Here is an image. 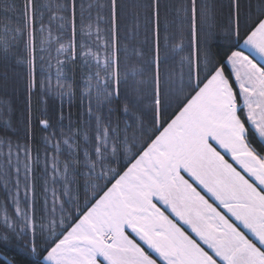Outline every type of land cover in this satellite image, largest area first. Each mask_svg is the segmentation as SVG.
Here are the masks:
<instances>
[{"label":"snow or ice","instance_id":"obj_1","mask_svg":"<svg viewBox=\"0 0 264 264\" xmlns=\"http://www.w3.org/2000/svg\"><path fill=\"white\" fill-rule=\"evenodd\" d=\"M234 3L238 9V0ZM0 8L5 13L0 64L13 70L27 66L29 95L71 98L73 84L63 69L82 62L84 127L91 131L89 136L71 123L65 131L54 126L53 116L39 121L49 132L44 142L51 145L45 173L50 167L49 179L61 183L67 199H59L53 188L50 205L46 200L37 212L31 173L39 150L33 157L29 144L21 143V131L30 138V117L22 130L8 102L0 101V245L16 244L44 264H264V147L258 151L253 143L256 137L257 144L264 141V14L246 21L241 34L237 10L227 29L231 46L219 56L212 46L213 9L188 0L182 8L190 24V47L182 61L187 78L174 88L178 113L161 129L158 11L149 62L121 43L128 37L119 34L117 0H107V9L101 0H90L87 9L80 0H21L19 7L17 0H0ZM198 21L204 24L202 36ZM240 41L248 55L232 50ZM38 60L42 80L36 75ZM53 60L54 82L44 71ZM153 65L151 124L158 134H149L138 115L146 89L125 92L119 110L130 123L114 118L113 107L120 103L121 84L149 83L142 78ZM63 119L62 113L56 117ZM137 130L141 138L148 136L138 149ZM128 154L123 170L113 167ZM77 176L84 190L73 194Z\"/></svg>","mask_w":264,"mask_h":264},{"label":"trees","instance_id":"obj_2","mask_svg":"<svg viewBox=\"0 0 264 264\" xmlns=\"http://www.w3.org/2000/svg\"><path fill=\"white\" fill-rule=\"evenodd\" d=\"M83 3L85 9L90 0H80ZM95 2V0H92ZM105 4L107 9V0H101ZM207 4L213 9L214 20L213 28L215 31V38L212 41L213 51L218 53L219 56H223L224 53L231 46L228 36V26L232 22L230 17H235L238 10V18L241 25V34H243L245 22H251L264 14V0H238V9L234 0H197L198 7L201 4ZM21 4V0H17V7ZM188 5V0H117V24L119 26V34L121 37H128V40L121 41L122 44H127L129 49L135 48L137 52L144 54V60L151 62L154 56V12L158 11V25H159V77H160V99H161V117L160 126H166L167 122H170L172 118L178 113L179 108L173 99L174 88L181 82V79L187 78L188 67L182 63L184 57L188 55L190 47V24L186 13L182 10L183 7ZM105 9V10H106ZM5 15L3 9L0 8V18ZM9 17L13 16V13L6 14ZM0 31H2V25H0ZM204 24L202 21H198V32L203 35ZM235 43V41H232ZM243 41L239 42V47L232 50H242L241 45ZM51 55H56L54 47L51 51ZM133 63L136 61L135 54L133 53ZM202 63V60H201ZM7 71V79L5 78V72ZM44 71L50 73L53 82L56 78V66L55 60H53V67L48 69L44 66ZM63 71L70 78L69 82L73 84L74 95L71 98L65 96L62 99L55 95L44 96L42 93H32L29 95L27 88V66H18L15 70L9 68L5 69L3 64H0V101L6 100L12 110L13 120L19 122V126L23 130L25 121L30 117V123L27 125L30 130V138H23V131H21V143L29 144L32 155H37L39 150L40 161L38 164H33V172L31 173V180L35 187V200L36 210L40 212L45 206V201L51 203L52 195L51 191L54 188L57 196L61 200H66L67 197L63 195L61 183L52 184L49 177L51 176V168L49 167L47 174L45 173L44 156L45 152L51 155V145H46L44 138L49 136V132L44 130L39 123L40 120L47 118V116H53V124L56 127L63 126L67 131L69 123L75 127H80L85 131H88L89 136L91 131L84 127V113H85V99L82 95L83 82L82 78L87 71L82 65L80 60H77L74 65L65 67ZM155 66L153 65L147 73L146 77L142 79H149V83L144 85H136L131 81L129 84H121L120 86V103L114 105L117 110L115 117L118 118L123 124L126 120L130 123L131 118L123 114L119 109L124 102L125 92L134 94V89L142 87L146 89L142 92L140 99L143 104V113H138L142 116L143 123L147 128L149 134L155 132L152 127V108H153V88L151 83V77L154 75ZM230 71V69H228ZM37 79H43V72L41 71L39 60L37 61ZM201 79H203V72H201ZM10 86L11 90L6 93V88ZM190 90H186L187 92ZM194 94V93H192ZM183 99V97H181ZM171 105V107H168ZM63 114L64 119L62 122H58L56 117ZM70 117V120H69ZM137 137V149L139 145L145 143L148 140V136L141 138V133L136 131ZM59 138V137H58ZM258 137L253 139L254 146L258 151L264 147V143L260 141L256 143ZM81 147H86L83 134L80 138ZM65 146L62 145V150ZM134 149V152L137 150ZM128 155L122 156L121 162L114 164L113 167L118 170H123L122 163H127L129 159ZM64 158L63 156L61 157ZM81 158H83V152H81ZM23 157L21 158V164ZM83 171V170H81ZM78 183L73 184L72 193L83 192L84 180L82 176L76 177ZM103 185L104 181H98ZM23 187V181L22 185ZM110 186V185H109ZM23 196V193H21ZM68 208V205H65ZM80 209L77 208V211ZM43 245H41V250ZM46 255V252L44 253ZM37 260L40 264H44L42 257L33 256L30 252L25 251L22 247L16 244L0 245V264H36Z\"/></svg>","mask_w":264,"mask_h":264},{"label":"rangeland","instance_id":"obj_3","mask_svg":"<svg viewBox=\"0 0 264 264\" xmlns=\"http://www.w3.org/2000/svg\"><path fill=\"white\" fill-rule=\"evenodd\" d=\"M5 90H6V93L9 92V91L11 90L10 86H8ZM262 142L264 143V141H262ZM214 146H215V145H214ZM218 151H221L222 155L225 156V159H227V160L229 161V163H232L234 167H237V165L235 164V162L232 160L231 156L228 155V154H226V153H224V152H223V149L218 148ZM22 164H23V162H22ZM238 170H239V169H238ZM186 178H187V177H186ZM197 190L200 191L199 188H198ZM201 194L204 195V192L201 191ZM207 198H208V196H206V199H207ZM209 202L211 203L212 200L210 199ZM158 206H159V205H158ZM184 227H185V230L188 231L189 234H191L190 229H188L187 226H184ZM242 230L246 232V230H244L243 228H242ZM246 234H247V232H246ZM248 235H249V237H250L251 239L254 240V237H251L250 234H248ZM133 237L135 238L134 234H133ZM136 239H137V242H140V241L138 240V238H136ZM140 243H141L142 247H145V250H146V251H148L151 255H153V258H157V257L155 256L154 253H151V250H150V249H147V247H146L145 245H143L142 242H140ZM158 264H163V262L158 260Z\"/></svg>","mask_w":264,"mask_h":264},{"label":"crops","instance_id":"obj_4","mask_svg":"<svg viewBox=\"0 0 264 264\" xmlns=\"http://www.w3.org/2000/svg\"><path fill=\"white\" fill-rule=\"evenodd\" d=\"M241 48H242V50L245 52V55H248V50H247V49H244L243 43H242V45H241Z\"/></svg>","mask_w":264,"mask_h":264}]
</instances>
